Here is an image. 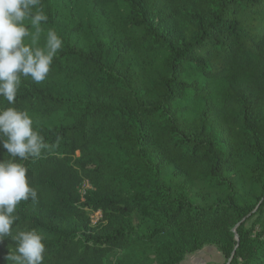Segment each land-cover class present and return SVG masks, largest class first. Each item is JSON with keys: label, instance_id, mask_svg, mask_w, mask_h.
<instances>
[{"label": "trees", "instance_id": "obj_1", "mask_svg": "<svg viewBox=\"0 0 264 264\" xmlns=\"http://www.w3.org/2000/svg\"><path fill=\"white\" fill-rule=\"evenodd\" d=\"M85 1L99 13L128 4V35L65 41L42 85L23 79L32 88L14 106L64 122L36 127L48 147L24 163L39 200L21 202L13 233L43 234V264H105L152 239L156 264L210 244L235 252L230 264H264V0ZM169 2L193 4L176 41L149 21ZM62 76L83 89L52 84ZM15 247L0 243L4 264Z\"/></svg>", "mask_w": 264, "mask_h": 264}, {"label": "clouds", "instance_id": "obj_2", "mask_svg": "<svg viewBox=\"0 0 264 264\" xmlns=\"http://www.w3.org/2000/svg\"><path fill=\"white\" fill-rule=\"evenodd\" d=\"M39 5L40 0H0V98L9 105L0 107V146L10 157L0 160V243L11 237L16 245L5 257L8 264H43L46 252L36 229L13 233L21 202L39 200L24 162L48 147L29 112L14 105L23 79L45 81L64 47L55 28L42 27L48 16Z\"/></svg>", "mask_w": 264, "mask_h": 264}, {"label": "rangeland", "instance_id": "obj_3", "mask_svg": "<svg viewBox=\"0 0 264 264\" xmlns=\"http://www.w3.org/2000/svg\"><path fill=\"white\" fill-rule=\"evenodd\" d=\"M161 2L162 0L157 1V3ZM47 5L49 7V13L46 14L48 16V22L42 24V27L45 30L50 27L55 28L61 37H64V42L70 40L72 42H78L82 46L86 44L92 45L94 37L101 38L107 31L114 32L115 39H121L128 35V31L124 29L123 18H130L131 8L126 3H122L121 6L108 7L101 13L93 10L91 4L85 0H49ZM190 5L193 6L191 2H169L167 3L169 7V14L167 16L164 14H151L149 21L168 39H174L176 41L184 36L189 26L191 20ZM160 16H164L165 18L161 19ZM59 25L65 32H59ZM41 43H43V38ZM31 83L22 81L21 87L32 88ZM53 83L55 85L63 84L68 89L71 88L79 92L83 89L84 81L78 78L62 76L54 79ZM34 84L37 83L34 82ZM39 85L42 84L39 83ZM33 119L35 127L52 126L64 122L59 116L33 117ZM169 172L170 169L168 170ZM90 224L92 226L96 225L92 222L91 217ZM135 224L142 233H149L148 222H143L136 218ZM157 242H161V240H142L133 243L130 247L119 249L110 254L105 259V264H156L154 247ZM189 254L197 255L203 264H227L229 261L221 252L220 248L214 244L204 245L200 250ZM183 260L180 264H185ZM0 264H4L1 259Z\"/></svg>", "mask_w": 264, "mask_h": 264}, {"label": "built area", "instance_id": "obj_4", "mask_svg": "<svg viewBox=\"0 0 264 264\" xmlns=\"http://www.w3.org/2000/svg\"><path fill=\"white\" fill-rule=\"evenodd\" d=\"M89 188H90V185L88 183L83 184V186L80 189V193H81L82 197H84L87 189H89ZM101 219H102V212L100 210L94 211L91 214V220H92L93 223L96 224Z\"/></svg>", "mask_w": 264, "mask_h": 264}, {"label": "crops", "instance_id": "obj_5", "mask_svg": "<svg viewBox=\"0 0 264 264\" xmlns=\"http://www.w3.org/2000/svg\"><path fill=\"white\" fill-rule=\"evenodd\" d=\"M183 263H185V264H203L202 261H200L199 258L197 257V255H195V254L187 255L185 257V259L183 260Z\"/></svg>", "mask_w": 264, "mask_h": 264}, {"label": "water", "instance_id": "obj_6", "mask_svg": "<svg viewBox=\"0 0 264 264\" xmlns=\"http://www.w3.org/2000/svg\"><path fill=\"white\" fill-rule=\"evenodd\" d=\"M234 254H235V252H233L232 257L229 259V261H228L227 264H230V262H231V260H232V258H233V256H234Z\"/></svg>", "mask_w": 264, "mask_h": 264}]
</instances>
